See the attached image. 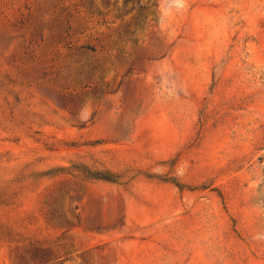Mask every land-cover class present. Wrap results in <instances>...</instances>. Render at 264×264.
Masks as SVG:
<instances>
[{
  "label": "rangeland",
  "instance_id": "374dc122",
  "mask_svg": "<svg viewBox=\"0 0 264 264\" xmlns=\"http://www.w3.org/2000/svg\"><path fill=\"white\" fill-rule=\"evenodd\" d=\"M0 159V264H264V0H0Z\"/></svg>",
  "mask_w": 264,
  "mask_h": 264
},
{
  "label": "trees",
  "instance_id": "16d2710c",
  "mask_svg": "<svg viewBox=\"0 0 264 264\" xmlns=\"http://www.w3.org/2000/svg\"><path fill=\"white\" fill-rule=\"evenodd\" d=\"M83 50L94 52L95 48L93 46H83ZM84 71L89 74V79L95 75H99L98 67L95 65L93 67H80L78 73L82 74ZM89 86L88 84L84 85ZM98 93L94 91V95ZM59 105L73 111L77 104L70 103L66 98L59 101ZM11 174L10 167L3 164V161L0 159V243L3 241H8L9 243H19L24 239L22 236L23 233H19L17 228L13 226L9 219V211L14 206L17 205L20 195L19 193L13 191L12 185L13 180L7 178ZM100 178L104 180H114L108 174H100ZM27 248L25 252L18 254V259L20 264H51L49 260L55 252L52 249L45 247L37 242L28 241L26 242ZM56 264H61V260L57 261Z\"/></svg>",
  "mask_w": 264,
  "mask_h": 264
}]
</instances>
